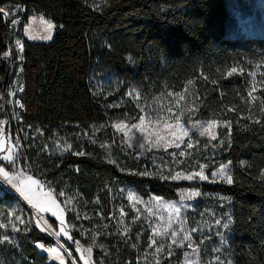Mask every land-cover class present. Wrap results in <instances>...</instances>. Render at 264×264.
Returning <instances> with one entry per match:
<instances>
[{"label":"trees","instance_id":"16d2710c","mask_svg":"<svg viewBox=\"0 0 264 264\" xmlns=\"http://www.w3.org/2000/svg\"><path fill=\"white\" fill-rule=\"evenodd\" d=\"M239 7V0H0V50L11 36L3 14L18 18L24 46L23 118L31 129L22 136L20 159L47 181L65 210L70 239L60 240L75 254L91 248V264H168L141 263L149 232L131 225L124 233L119 226L120 211H130L126 186L142 198L166 200H176L183 187H199L201 214L228 219V262L264 264V87L253 92L255 99L249 96L250 73L264 66V33L235 29ZM32 15L53 23L50 40L25 38ZM232 68L237 72L228 75ZM110 76L123 83L121 96L130 88L146 96L182 95L186 119L230 122V134L225 125L216 139L194 135L192 147L139 157L110 132L109 123L125 111L115 114L118 94L96 90L95 82ZM5 79L0 69V88ZM1 125L12 137L0 100ZM36 128L45 139L64 140L68 151L47 154L39 140L35 146ZM227 162L232 183L172 179L201 165L210 174ZM33 213L0 185V264H56L37 246L55 240ZM44 215L57 232V218Z\"/></svg>","mask_w":264,"mask_h":264},{"label":"rangeland","instance_id":"374dc122","mask_svg":"<svg viewBox=\"0 0 264 264\" xmlns=\"http://www.w3.org/2000/svg\"><path fill=\"white\" fill-rule=\"evenodd\" d=\"M239 3V9L235 10V29L244 34L264 33V0H239ZM45 21L51 22L41 15L30 16L23 28L25 38L32 42L50 40L53 35L54 25L51 22L53 28L49 34L45 31ZM46 35L49 38L45 39ZM250 76L249 92H252L250 97L253 98V92L258 88L264 87V66L256 67L250 73ZM95 87L97 92L105 94V97L117 94L120 96V102L113 106L120 110L115 114L119 113L121 115L123 110L125 111L118 120L109 123L110 132L128 146L134 148L139 157L156 150L174 152L188 144L194 135L211 138L210 135H200L201 128L207 127L210 121L216 122L214 128L211 129L215 136L218 129L225 126L222 122L213 119H186L184 115L185 107L181 103L182 99L180 98L182 95H169V93H166L159 96H146L144 92L130 88L121 96L123 89L120 88L123 87V83L113 76L107 77L104 81L95 82ZM254 88L256 89L255 91H253ZM126 105L131 106L127 111L124 109ZM169 108L172 109L171 113L168 111ZM177 116H180L179 123L188 131V136L183 138V142L177 140L176 136L173 135L174 132L177 135L181 134V129L176 127ZM141 117H143L142 121ZM197 121L200 123L196 124ZM193 124H196V126L193 127ZM117 125H120V127H117ZM32 133V136L36 138V142L33 144L37 146V140H39L42 149L47 154L61 155L68 151V146L64 143V140L59 138L45 139L43 132L39 128H36ZM21 135L25 137V131ZM177 143L180 144L178 148L175 146ZM9 156L11 159L7 158ZM0 159L6 162V165L0 166V169H3V172H7L6 177L3 172H0V185L18 195L34 212V218L39 221L40 227L55 240V244L51 247L37 244L39 250L46 253L48 259L56 264H86V262L91 264L89 259L91 252L87 251L83 256V252L78 251L76 255L72 249L68 248L60 240L61 236L67 240L70 239L68 227L65 223L64 208L55 199L49 186L46 188L47 191L44 192V187L40 185L39 178L34 175L31 166L27 165L26 160L24 158L20 159V153L13 137L6 132L2 125L0 126ZM222 165L224 166L223 174H221ZM222 165L210 172V174L206 173L205 165H201L198 170L191 173L179 171L173 175V177L178 178L173 179L172 177V179L174 181L196 184L218 181L228 182L227 177H231L232 173L231 163L227 162ZM201 172L203 176L207 177L206 179H201L197 175ZM190 175L193 176V179H187ZM31 181H37L38 184H32ZM17 189H22L32 200V203ZM124 193L128 199L130 211L129 213L120 211L119 226L122 228L131 225L140 226L149 232L148 245L140 258L141 263L146 261L161 263L163 260H167L168 264H229L228 254L225 251L228 243V219H221L218 216L212 219L209 215L201 214L199 210L201 199L199 187H183L179 189L176 200H166L156 196L142 198L131 186H126ZM192 193L197 194L192 195ZM130 195L133 197L132 200H129ZM52 200L55 201V206L51 205ZM37 204L51 207V210L41 212L35 206ZM208 210L210 213L212 212L210 208ZM45 213L57 218L60 222L57 232L46 219ZM53 213L56 214L54 215ZM190 218H193V222H195L193 227L189 222ZM217 221L220 223H217ZM225 224H227V227H225ZM193 229H196V231H192ZM173 232L177 233V235L173 236ZM185 235L189 236V240H184L181 243ZM211 236H214V239ZM153 240L156 243L150 247L149 245L152 244ZM161 245H163V251L156 253V248ZM50 248H56L59 257L50 253L48 251ZM169 251L171 255H169Z\"/></svg>","mask_w":264,"mask_h":264},{"label":"built area","instance_id":"2783aa9c","mask_svg":"<svg viewBox=\"0 0 264 264\" xmlns=\"http://www.w3.org/2000/svg\"><path fill=\"white\" fill-rule=\"evenodd\" d=\"M3 15L8 24L11 36L5 44L4 49L0 50V69H3L6 74L3 87L0 88V100L7 108L12 137L20 152L24 148V138L21 133L25 131V134H28V131L31 129L29 125L24 124L23 118V114L26 111V106L23 101L25 85L22 80L24 46L17 33L18 28L15 29V26L19 23L18 18H13L8 21L7 14ZM17 41H19V45ZM39 183L44 187V192H46V188L48 187L47 181L39 180Z\"/></svg>","mask_w":264,"mask_h":264},{"label":"snow or ice","instance_id":"6c2138e0","mask_svg":"<svg viewBox=\"0 0 264 264\" xmlns=\"http://www.w3.org/2000/svg\"><path fill=\"white\" fill-rule=\"evenodd\" d=\"M2 11H3V10L0 9V12H2ZM45 24H46L45 31L48 32V33L50 34V32H51V30H52V28H53V25H52V23L49 22V21H45ZM44 38L47 39V38H49V36L46 35ZM17 44L19 45V41H17ZM5 55H7V53H5ZM235 72H237V69H236V68H232L231 70H229L228 75H232V74L235 73ZM213 83H215V82H213ZM188 84L191 85V84H192V81H189ZM255 90H256V89L254 88L253 91H255ZM169 95H174V94H173V93H169ZM249 96H252V92H249ZM180 98L183 99L182 96H181ZM253 99H255V97H254ZM262 103H264V101H262ZM193 110H194V109H193ZM168 111L171 113V112H172V109L169 108ZM229 111H235V109H229ZM262 112H264V109H262ZM181 115H183V113H181ZM140 119H141V121H142V120H143V117H141ZM249 119H251V118L249 117ZM176 120H177V125H176V127H178V128L181 129V134L177 135V134L174 132L173 135L176 136V139H177V140H180L181 142H183V138L188 136V131H187L186 129H184V127H183L182 124L179 123L180 116H177V117H176ZM254 122H255V123H260L261 121H260V120H255ZM199 123H200L199 121L196 122V124H199ZM196 124H193V127H195ZM215 124H216L215 121H210V122H208L207 127H202V128H201L200 135H201V136H204V135H210V136H211V139H216V136H215V135L213 134V132L211 131V129L214 128ZM225 125L229 128V134H230V131H231V124H230V122H227V121H226V122H225ZM117 127H120V125H117ZM134 127H135V125H134ZM175 146L178 148V147H180V144L177 143ZM188 147H192V145H191V144H188ZM79 154L82 155L83 153H79ZM181 154H183V153H181ZM7 158H8V159H11L10 156L7 157ZM223 168H224V166L222 165V166H221V174H223ZM0 172H3V169H0ZM3 174L5 175V177L7 176V172H3ZM197 175H199L201 179H206V178H207V177L203 176L202 172H201V173H198ZM213 175H215V174H213ZM262 176H264V170H262ZM176 178H178V177H173V179H176ZM29 179L31 180V178H29ZM187 179H193V176L190 175V176L187 177ZM227 181H228V183H232V178H231L230 176L227 177ZM31 183H32V184H38L37 181H31ZM17 190H18V191H21V194H22V195H25V198H26V199H29V202L32 203V200L27 196V194H26L22 189H17ZM196 194H197V193H192V195H196ZM49 195H50V194H49ZM61 195H63V193H61ZM132 199H133V197L130 195V196H129V200H132ZM51 205H52V206H55V201H54V200L51 201ZM35 206L38 207L39 210H40L41 212H43V211H50V210H51V207H44V206L39 205V204H37V205H35ZM53 214L55 215L56 213H53ZM62 222H63V221H62ZM217 223H220V222L217 221ZM37 226H38V227L40 226L39 221H37ZM225 227H227V224H225ZM61 231H63V229H61ZM127 231H128V229L125 228V229H124V233H127ZM154 231H155V230H154ZM192 231H196V229H193ZM157 234H159V233H157ZM65 235H67V233H65ZM172 235H173V236H176L177 233L173 232ZM184 240H189V236H188V235H185V236L183 237V239L181 240V243H183ZM155 243H156V242L153 240V241H152V244L149 245V246L152 247L153 245H155ZM173 243H175V241H173ZM189 246H191V244H189ZM41 247H42V246H41ZM133 247H135V245H133ZM169 247H171V246H169ZM48 251H49L50 253L55 254V255H57V256L59 257V253H58V251H57L56 248H50V249H48ZM86 251H88V252L90 253V252H91V248L87 249ZM162 251H163V245H161L160 247H157V248H156V253H160V252H162ZM169 255H171V252H170V251H169ZM86 264H87V262H86ZM229 264H230V262H229Z\"/></svg>","mask_w":264,"mask_h":264},{"label":"crops","instance_id":"0c3cea01","mask_svg":"<svg viewBox=\"0 0 264 264\" xmlns=\"http://www.w3.org/2000/svg\"><path fill=\"white\" fill-rule=\"evenodd\" d=\"M24 35V34H23Z\"/></svg>","mask_w":264,"mask_h":264}]
</instances>
